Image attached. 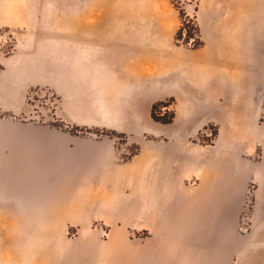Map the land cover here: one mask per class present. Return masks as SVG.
Wrapping results in <instances>:
<instances>
[{"label": "crops", "instance_id": "1", "mask_svg": "<svg viewBox=\"0 0 264 264\" xmlns=\"http://www.w3.org/2000/svg\"><path fill=\"white\" fill-rule=\"evenodd\" d=\"M114 8L32 16L37 49L1 62L0 108L42 81L51 117L83 129L0 118V264H115L122 244L89 239L95 222L143 234L126 264H264V0L184 4L198 47L176 42L169 1Z\"/></svg>", "mask_w": 264, "mask_h": 264}, {"label": "rangeland", "instance_id": "2", "mask_svg": "<svg viewBox=\"0 0 264 264\" xmlns=\"http://www.w3.org/2000/svg\"><path fill=\"white\" fill-rule=\"evenodd\" d=\"M70 1H81L91 2L100 1L114 3L115 16H123V11L130 10L135 2L144 0H0V75H2V60L8 57L15 49L29 48L35 51L37 47L35 45H28V35L30 34V26L27 24L28 18L32 16L45 17L51 15H61L60 6L65 2ZM157 1V0H155ZM162 1V0H161ZM169 1L173 5L183 6L186 3H192L191 0H163ZM186 19L193 21V17L185 15ZM195 35V33H194ZM182 39V38H181ZM182 41V40H180ZM42 43V38L35 40ZM57 99L55 95L50 94L48 90L40 81L30 86L25 92L24 105L20 108H13L10 110L0 108V118H9L13 120H19L21 122H35L38 125H51L55 127L70 128L71 130H81L82 127L71 125L68 122L59 121L54 117H51L53 110L56 107ZM119 142L123 141L120 137ZM129 152L134 151V147L130 146ZM126 155H121V159ZM250 216L248 210H246L240 221V232L246 233L249 230ZM93 231L91 230L87 236L89 239L93 235L97 239L107 240L115 236L116 241L122 244L121 247L117 246L115 249V264H126L133 259L136 253V240L138 235H143L135 230H130L123 233V231H116L105 227L100 222H95L92 225ZM93 232V233H92ZM65 235L68 237V241H76L79 235L77 227L71 225ZM85 236V234L83 235ZM84 239V238H83ZM102 246V245H101ZM96 251V250H95ZM67 255V254H65ZM76 257L82 259L84 254L77 250L74 254ZM127 257V258H126Z\"/></svg>", "mask_w": 264, "mask_h": 264}, {"label": "trees", "instance_id": "3", "mask_svg": "<svg viewBox=\"0 0 264 264\" xmlns=\"http://www.w3.org/2000/svg\"><path fill=\"white\" fill-rule=\"evenodd\" d=\"M193 2H196L197 0H191ZM176 9L178 10L179 12V17H180V26L175 34V40L178 44H183V45H190L191 47H198L201 45V41L199 40V37H198V30H197V27H196V24L194 22V19L193 21L189 20V19H186L185 15V11H184V8L183 6L179 7V6H176ZM183 30H185V35L183 36ZM194 33L196 35V38L194 39V41L192 43H188L189 42V38L191 37H194ZM182 38V39H181ZM182 40V41H180ZM166 104H169V102H160V103H157V104H154L152 106V109H151V116L154 120L156 121H160L162 123H168V122H171L173 117H174V113L173 111L171 110H164L163 112H161L159 110V108L161 106H164Z\"/></svg>", "mask_w": 264, "mask_h": 264}, {"label": "built area", "instance_id": "4", "mask_svg": "<svg viewBox=\"0 0 264 264\" xmlns=\"http://www.w3.org/2000/svg\"><path fill=\"white\" fill-rule=\"evenodd\" d=\"M182 34H183V36L185 35V30H183V33H182ZM195 38H196V35H194V37L189 38V42H188V43H189V44L192 43V42L194 41ZM162 108H163V107H162Z\"/></svg>", "mask_w": 264, "mask_h": 264}]
</instances>
